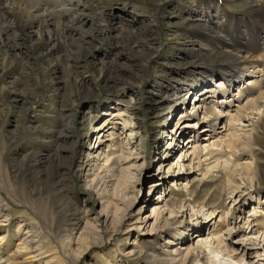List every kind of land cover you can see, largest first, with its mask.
Instances as JSON below:
<instances>
[{"label":"rangeland","instance_id":"374dc122","mask_svg":"<svg viewBox=\"0 0 264 264\" xmlns=\"http://www.w3.org/2000/svg\"><path fill=\"white\" fill-rule=\"evenodd\" d=\"M2 1L0 264H264L263 106L233 121L238 158L224 147L232 130L219 133L228 116L214 133L203 130L204 110L189 116L198 88L219 80L213 66L236 53L223 43V13L241 17L245 6L67 0L64 30L37 21L23 31L20 11ZM263 52L264 38L241 55ZM243 85L231 87V106L208 105L234 114ZM197 135L200 157L185 151ZM223 181L224 196L210 198Z\"/></svg>","mask_w":264,"mask_h":264},{"label":"bare ground","instance_id":"6f19581e","mask_svg":"<svg viewBox=\"0 0 264 264\" xmlns=\"http://www.w3.org/2000/svg\"><path fill=\"white\" fill-rule=\"evenodd\" d=\"M66 1L67 0H52V1L49 0L51 6H54L56 8L58 7L57 9H55L57 11H53V9L50 10V8L48 10L46 8L49 4L48 0L47 1L46 0L45 1L44 0H4L2 2L4 3V6L9 7L11 9L9 13L12 12L13 14L17 13L15 12V9H18L20 11L19 14H16L17 17L16 16L15 17L18 22L17 25L20 26L23 31H25L28 28H31L37 21H40L43 24V26H47L49 23L56 22L64 30V28L66 27L64 26L61 17L63 14H66L68 10H71V7L68 8L65 6ZM226 1L238 2L240 5L245 6L244 10L248 11L247 14H244L241 17H231L227 13H223L224 16H222L223 17L222 21L226 22L224 23L226 28L225 29L226 35L231 36L230 41L224 40V38H222L224 40L223 43L228 45V48L234 50L236 53H234L231 56V58L234 57V59L232 61H229L228 64H220L221 69H217L218 67H216V64L213 66L214 69L211 71V74H213L214 76H219V80L213 83V85L209 83V84H205L203 87L198 88L199 91H197L195 95V101H193L192 111L189 116L198 118L200 117L199 113L204 110L205 117L203 121L206 122L208 125H206V127H204L203 130L209 131L210 133H214L215 131L214 126L217 125V122L221 120L223 116L225 117L228 116L230 120L229 125L228 126L224 125L225 126L224 130L220 131L219 133H224L225 131L232 130V132L229 133L230 135L229 138L224 141V147L230 148V152H232L233 149H237L236 146L238 144L237 142L239 139V135L237 134V129L235 126L236 124L233 121L247 120V122H250L252 120V116L256 114V111L260 109L261 105L263 106L264 109V57L262 58L260 55V58L257 60L248 61L244 58V56L241 55L242 53L253 54L254 51L257 48H259L260 42L264 38V0H226ZM80 8L81 7L77 5L75 8L73 7V9H80ZM41 10H43V13L42 12L40 13ZM0 29L1 31H3L6 30L7 28L5 26H0ZM99 30L101 31L102 29ZM223 65L225 67H222ZM217 66H219V64H217ZM237 83L238 84L243 83L244 85L242 86V88L239 87L240 89L238 90V93L235 95L236 101L238 100L240 101L241 99L243 100L245 99L246 101L243 104L241 103L242 105L235 104L239 108L236 109V112L234 114L230 113L229 111L222 112L220 111V109H217V107H215L213 104L208 105V103H215L217 104V106L218 105L231 106L233 101L232 99L229 100L231 96L230 90L231 87L236 85ZM193 85H195V83L192 81L190 86ZM207 97L211 98L210 100H207L208 102L205 100V98ZM214 97H217L219 99L216 101L214 100ZM262 116H263V121L261 126L264 127V113ZM247 124L251 125L250 123ZM207 126L210 127L208 128ZM61 128H62V130L60 129L61 132L59 130L60 133L62 132H65L67 134L69 133L68 131L70 127L68 124L65 123L62 124ZM176 128H177L176 129L177 132L181 134L186 133L188 130L186 126H184V124L181 123L180 121L176 124ZM103 138L104 136L101 137L100 141H104ZM172 139L174 140V138ZM199 139H200V135H197L194 139H191L190 137L188 139L189 140L188 143L186 144V146L188 147H186L185 151L192 149L193 150V152L191 151L192 154H194V156L196 157H200L202 153L200 151V145L195 144L196 142L199 141ZM213 144L219 145L220 143L217 142V140H215ZM237 150L238 151H234L235 153L233 152V156H235L236 158L239 157V154L242 153L244 149L242 150L237 149ZM212 153H214V151L210 149H208V151L206 152V154L209 155H211ZM217 161H219L218 158ZM236 165L239 166L241 164L238 163ZM238 166L236 169H238ZM212 167L218 169L217 171H221V165L219 162H217ZM215 181L222 182V176H219ZM235 189L240 190V186L235 187ZM226 190L228 189L226 188V185L223 181V184H219V186H216V188L210 195V198L214 200H219L221 197L224 196ZM215 210H217V208H213L212 213H216ZM214 218L215 216H213V218L211 219ZM197 236H199V239H203L201 234ZM175 241L176 239H172V241H170L169 243L174 244ZM205 247L206 245L204 246V243H200V244H196L194 249L197 250L198 256H201L203 259L205 258L209 260V258L212 256V255L210 256L209 254L213 253L214 251L208 250L209 251L208 253L206 252ZM191 253H192L191 250L188 249L186 256L188 257ZM181 254L182 252H178L177 254L171 253V258L168 261H170L171 263H176L178 261V256ZM217 254L215 253L214 255L216 256Z\"/></svg>","mask_w":264,"mask_h":264}]
</instances>
